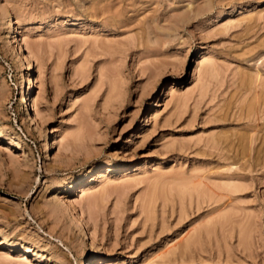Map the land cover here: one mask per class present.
Instances as JSON below:
<instances>
[{
    "label": "rangeland",
    "instance_id": "1",
    "mask_svg": "<svg viewBox=\"0 0 264 264\" xmlns=\"http://www.w3.org/2000/svg\"><path fill=\"white\" fill-rule=\"evenodd\" d=\"M6 14L0 264H264V0Z\"/></svg>",
    "mask_w": 264,
    "mask_h": 264
},
{
    "label": "bare ground",
    "instance_id": "2",
    "mask_svg": "<svg viewBox=\"0 0 264 264\" xmlns=\"http://www.w3.org/2000/svg\"><path fill=\"white\" fill-rule=\"evenodd\" d=\"M218 16V15H217ZM10 16L8 15V14H6L5 16H2L1 18H0V25H2V26H6L7 28H8V30L10 31L11 30V28H10ZM13 18V17H12ZM14 43L16 44V49H17V51L19 52V54H17L18 56V58L16 59V62H17V60H18V62L20 63V64H22V62H25L26 61V56L24 55V52H22V42H21V44L19 43V40H15V38H14ZM25 46H26V48H27V50L29 51V53L31 54V55H34L35 53H36V51H38V48H39V46L37 45V44H29V43H26L25 44ZM23 48H24V46H23ZM14 49V48H13ZM15 50V49H14ZM25 50V49H24ZM26 53V52H25ZM25 59V60H24ZM24 60V61H23ZM19 63H18V66H19ZM16 64V63H15ZM17 65V64H16ZM19 67H21V66H19ZM213 68V67H212ZM206 71H207V69H206ZM21 101H25V99H24V97L22 96L21 97ZM54 141V143H56L57 145H58V143L55 141V140H53ZM53 143V144H54ZM46 146V145H45ZM67 147H68V145H67ZM47 148V147H46ZM60 150H63V148H61V147H59V151ZM68 173V172H67ZM153 190H154V188H152ZM158 189V188H157ZM158 191V190H157ZM155 194V193H154ZM149 197H150V195H149ZM155 197V195L153 196L152 195V197H150L149 199H151V201H153V198ZM98 198V197H97ZM97 198L96 197H91V198H89V201H88V203H89V205H94V203L95 202H97ZM68 206H71V204L69 203V205ZM91 234V240H93L94 239V235H93V233H90ZM90 238H89V240H90ZM190 239H188L186 242H184L182 245H181V247L184 249V248H187L188 246H189V244H191L190 242L191 241H189ZM94 242V241H93ZM57 258V257H56ZM49 259V258H48ZM26 260V259H25ZM50 260L52 261V260H56L55 258H53V257H50Z\"/></svg>",
    "mask_w": 264,
    "mask_h": 264
}]
</instances>
